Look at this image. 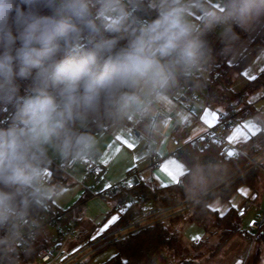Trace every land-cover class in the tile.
<instances>
[{
	"label": "clouds",
	"instance_id": "clouds-1",
	"mask_svg": "<svg viewBox=\"0 0 264 264\" xmlns=\"http://www.w3.org/2000/svg\"><path fill=\"white\" fill-rule=\"evenodd\" d=\"M225 45L264 29V0H0V245L6 252L62 189L53 164L75 166L96 131L148 120L179 80L211 58L205 29ZM198 179L194 177V180Z\"/></svg>",
	"mask_w": 264,
	"mask_h": 264
},
{
	"label": "trees",
	"instance_id": "trees-1",
	"mask_svg": "<svg viewBox=\"0 0 264 264\" xmlns=\"http://www.w3.org/2000/svg\"><path fill=\"white\" fill-rule=\"evenodd\" d=\"M234 31L238 34L239 39L228 45H225L220 41L211 52L214 65L211 79L214 76H217L218 81H210L201 73H197L189 78L182 77L178 83L180 89H185V95L195 93L202 96L207 100L208 107L216 109L218 113H221L219 107H225L226 110L224 113L227 115L233 114L236 124L241 122L245 117H251L257 120L262 126V130L259 134L247 143V145H251V150L246 153L242 150V153L234 158H225L221 153L223 144L214 140H196L179 150L178 158L186 163L190 169L184 181L191 180L196 176L200 161L206 156H212L226 162L227 169L224 176L233 174L228 181H234L223 191L216 194V196H220L223 201H229L242 185L249 186L253 190H256V188L260 185L264 174V165H262L251 169L243 174L242 177L238 179L236 178L240 173L246 171L247 168L243 170H241V168L248 163L249 159L260 155L264 149V122L258 115L247 109V99L249 93L258 89H264V70L257 77L249 80L242 92L234 93L230 89L234 76L240 74L242 70L252 62L258 51L264 47V29L260 30L250 48H248L239 57L237 62L233 66H229L227 64L229 57L241 44L247 33L239 27H235ZM207 33L208 32L205 30V38L209 41L210 35ZM206 80L210 81L207 90L204 89V83ZM181 98L182 97H180V99ZM8 118L7 110H0V123H3ZM108 126L109 125H106L105 127L97 130L96 133L105 130ZM229 133L230 131L226 133V138ZM51 172L52 175L50 177V182L52 184L58 185L61 189L69 185V174L64 173L54 165ZM234 178H236V180ZM86 193L87 192H84L81 196L79 202L80 204L85 201L86 197H88ZM131 194L135 199L134 201H128V194L126 193L114 199L118 200L116 210L120 212V217L110 226V228H107L104 233L93 239L91 242L118 229L124 228L136 221L142 216L148 205L158 207L174 206L182 203L188 197L184 194V192H182L180 184L173 187H163L142 184L139 182L137 186L131 190ZM210 194L199 198V200H204L188 211L191 216V220L204 226V223L209 217H215L216 227L221 230V235L223 236L222 241L217 246L218 249L223 244H226L234 235L245 233L250 236H254L259 247L254 253L250 264H261V262L263 264L264 261L262 260L261 247L264 248V225L256 232L244 230L241 225L242 217L240 215V211L235 207H231L224 215H220L217 211H213L209 207L211 198H207V196ZM125 204H127V207L123 208ZM54 208L59 207L52 205L50 200L45 207L34 209L31 214V219L42 218L47 212ZM181 218H185V214L177 215L167 221L155 223L112 242L110 246H114L116 252L103 264H159V261L165 251L169 252L176 250L177 248L179 232L177 230L173 231L170 226H173V224L177 223V221L181 220ZM50 230L53 231V233H51ZM3 235L4 233L0 232V236ZM55 237L56 233L54 230L44 228L39 230L37 236L30 239L28 243H15L13 245V251L6 252L4 250L5 246L0 245V264H37L40 251L57 243ZM179 264L202 263L193 258H184Z\"/></svg>",
	"mask_w": 264,
	"mask_h": 264
},
{
	"label": "crops",
	"instance_id": "crops-1",
	"mask_svg": "<svg viewBox=\"0 0 264 264\" xmlns=\"http://www.w3.org/2000/svg\"><path fill=\"white\" fill-rule=\"evenodd\" d=\"M260 30L256 29L246 33L244 40L229 57L227 61L229 66H233L239 57L250 48ZM207 32L210 35V32ZM263 70L264 47L258 51L252 62L240 74L234 76L230 89L236 93L233 88H235L238 78L247 85L249 80L257 77ZM182 89L184 88L180 89L179 84H177L168 92L166 98L159 103L150 126L148 120L140 121L134 118L122 124L109 125L105 130L96 133L97 149L93 155L85 160L95 161L101 167L102 174L99 177L88 176L82 163H79L70 172L69 183H80L82 192L78 188L76 193L82 194L78 201L74 199V204L59 207L67 209L75 205L79 206L77 234L70 242L72 251L86 246L104 233L105 230L102 231L104 225L113 217H120V212L116 210L118 200H107L112 203V207L109 212L104 214L103 219L95 220L88 216L84 218L82 207L87 200L93 197H102L100 194L105 188L126 180L132 171H137L139 182L142 184L163 187H173L180 184L182 192L188 196L184 202L202 197L207 192H212L207 196V198H211L209 207L220 215H224L231 207H235L241 212L247 202L251 203V208L252 203L258 200V191L260 195L264 194V187L253 190L249 186L242 185L229 201H223L220 196H216L234 180L228 181L233 174L224 176L227 169L226 162L212 156L201 159L198 173L195 176L198 179L194 180L193 178L184 181L190 169L186 163L178 158L179 150L189 143L202 139L207 129L216 124L219 113L214 108L206 107L198 110L195 114H190L179 103V92ZM247 103V109L258 115L264 122V89L251 91ZM219 109L221 113L226 110L225 107H219ZM189 121L192 122L191 126H187ZM261 130L262 126L257 120L245 117L233 127L227 136V141L246 153L251 150V145H247V143ZM173 139H179L181 146H175ZM154 151H159L162 155L163 165L160 169L153 167L152 154ZM262 153H264V149ZM84 192H87L88 197L80 204V198ZM88 225L89 228L86 227Z\"/></svg>",
	"mask_w": 264,
	"mask_h": 264
},
{
	"label": "built area",
	"instance_id": "built-area-1",
	"mask_svg": "<svg viewBox=\"0 0 264 264\" xmlns=\"http://www.w3.org/2000/svg\"><path fill=\"white\" fill-rule=\"evenodd\" d=\"M213 82L218 81V77L214 76L211 79ZM210 80V81H211ZM209 80H206L204 83V89L207 90ZM185 89H182L179 92L181 106L190 114H195L198 110L205 109L208 107L207 100L200 95L195 93L184 94ZM236 124V120L233 114L219 113L217 122L214 126L209 127L202 137L203 140L209 141L214 140L216 142L222 143L223 147L221 153L227 159L234 158L239 156L242 151L238 147H235L227 141L226 133L231 131ZM192 122L189 121L187 126H191ZM173 144L177 147L181 146V141L179 139H173ZM261 155H258V158ZM258 158H251L248 162L249 166L260 167L261 161H258ZM85 173L88 176L99 177L102 174L101 167L92 160H84L82 162ZM152 163L155 169L162 168V155L159 151H154L152 154ZM79 164V163H78ZM75 166L61 165L58 166L54 163V166H57L66 174H70L72 170L75 169ZM139 183L137 171H132L129 173L128 178L121 182H118L112 186L105 188L101 192V196L105 200H114L123 194H128V201H134V197L131 194L137 184ZM183 204H178L168 207H158V206H149L146 208L141 217L131 224L125 226L124 228L117 230L115 232L109 233L86 246L79 248L77 250L70 249V242L74 239L78 229V206H72L68 209L54 208L51 211L47 212L42 218L32 219L36 222V226L32 229L25 228L22 238L17 242L18 244L28 243L30 239H33L37 236L39 230L44 228L52 229L56 233V244L40 251L38 255L37 264H81L84 261L90 259L97 250L100 248L114 242L119 237L122 236V231L133 229L128 234L138 231L142 228L148 227L155 223L161 221H167L179 212L184 211L180 208ZM251 203L247 202L240 213L243 215L250 208ZM127 204L123 206L126 208ZM264 225V214L260 217L259 221L256 222L255 227L250 230L256 232L261 226Z\"/></svg>",
	"mask_w": 264,
	"mask_h": 264
},
{
	"label": "rangeland",
	"instance_id": "rangeland-1",
	"mask_svg": "<svg viewBox=\"0 0 264 264\" xmlns=\"http://www.w3.org/2000/svg\"><path fill=\"white\" fill-rule=\"evenodd\" d=\"M208 4L212 9H215L221 13H223V11L225 10V0H208ZM192 19L194 23L202 26V28L210 32L209 44L211 46V52H212V50L221 41L219 35L222 30L221 27L216 26L212 29H206L204 25L200 24L202 17L199 14V12L196 11L195 9H193ZM213 69H214L213 57L211 54L210 60L208 61L207 64L204 65L202 71H200L199 73H201L206 79L210 80ZM235 85L236 86L233 89L236 91V93H239L243 91V88L245 87L246 84L242 79L238 78ZM260 155L261 157L258 158V156H256V158H258V161H261L260 166H262L264 165V153ZM243 169H246V171L240 173L236 178L242 177L243 174L253 169V167L249 166L247 163L243 168H241V170ZM236 178L234 179L236 180ZM81 187L82 186L80 183H72V184L69 183L68 186L62 188V192L55 199L51 200V204L56 207H66V205H70L71 203L74 204L75 203L74 199L78 201L80 195L82 194V193L79 194L76 193L78 188L82 192ZM263 187H264V174L262 177V181L258 186V190L261 188L263 189ZM259 195L260 194L258 191V200L253 202L252 207L248 209L247 212H245L243 215H241L242 217L241 225L244 230H252L255 227L256 222H258L260 217L263 216L264 214V194L260 196ZM199 198H195L187 202L183 201L182 203H179V204H183L180 210L184 209V211L179 212L175 216L185 214V218H181V220H178L177 223L173 224V226L172 225L170 226L172 227L173 231L177 230L179 232L178 245L176 250L169 252L165 251L159 261V264H179L180 261L184 258H193L200 261L202 264H250L254 256V253L257 251L259 247V245L255 241V237L245 233L237 234L234 235L226 244H223L218 249L217 246L222 241L223 236L221 235V230H219L216 227L215 217H209L207 221L204 223V226H202L201 224L192 221L191 216L188 212L189 210L193 209L195 205L199 204V202L204 200V199L199 200ZM111 204L112 203L110 201L104 200L102 197L89 198L86 204L82 207L83 216L84 218H87L86 216H88L91 219L101 220L103 219L104 214L110 211V208L112 207ZM78 210H79V206H78ZM78 210H77V214H78ZM86 227L89 228L90 226L88 225ZM132 230L133 229L122 231V236L119 237L118 239L127 236L128 233L131 232ZM50 232L53 233V231L51 230ZM110 244L97 250V252L94 255H92L90 259L84 261L81 264L105 263L116 252L115 247L110 246ZM261 251H262L261 253L262 260L264 261L263 247H261Z\"/></svg>",
	"mask_w": 264,
	"mask_h": 264
},
{
	"label": "snow or ice",
	"instance_id": "snow-or-ice-1",
	"mask_svg": "<svg viewBox=\"0 0 264 264\" xmlns=\"http://www.w3.org/2000/svg\"><path fill=\"white\" fill-rule=\"evenodd\" d=\"M117 219H118L117 217H113L107 224L104 225L102 231L106 230L111 224L115 223Z\"/></svg>",
	"mask_w": 264,
	"mask_h": 264
}]
</instances>
